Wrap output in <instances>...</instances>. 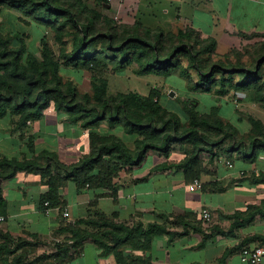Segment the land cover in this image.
<instances>
[{
    "label": "trees",
    "instance_id": "obj_1",
    "mask_svg": "<svg viewBox=\"0 0 264 264\" xmlns=\"http://www.w3.org/2000/svg\"><path fill=\"white\" fill-rule=\"evenodd\" d=\"M2 6L21 12L37 25L54 31L60 40L69 38L71 48H62L59 56H56L51 46L43 40L41 60L28 50L26 44L13 46L12 39L0 31V120L13 115L24 126L42 119L53 107L55 111L67 114L71 123L81 125L86 130L107 122L137 138L134 148H131L115 135L90 133V153L70 164L62 162L56 153L49 151L41 154L44 162L0 157V183L22 172L41 173L46 188L41 197L45 209L60 206V193L69 181L75 182L79 190H112L114 179L124 169L143 166L151 151L169 156L176 143L190 144L191 151L187 157L174 165L184 171L189 182L199 179L201 175V155L207 152L213 156L215 148L228 140L231 143L230 151L244 149L247 159L255 158L257 150L264 151V124L255 118H250L253 137L249 142L240 141L233 126H226L217 117L201 115L193 108L186 107L189 126H183L178 115L166 109L156 99L154 92L149 96L125 93L111 96L108 94V82L104 78H94L93 92L82 94L75 82L65 80L62 74L64 66L78 69L101 67L104 61L100 58L112 54L113 58H120L114 67L116 72L125 71L135 63L139 76L169 75L171 68L178 64L177 60L186 57L190 68L199 77L197 83L192 85L193 90H206L208 84L218 82L220 89L226 92L234 78L239 76L241 83L238 87L243 90L254 87L256 100L264 107V81L261 75L264 68V42L256 46L257 54L252 57L253 66L245 65L241 54H236V63L214 62L210 56L217 42L213 38L202 40L193 29H179L177 34H167L160 28H147L141 22L134 25L119 24L109 15L91 9L85 0H0ZM241 36L264 38V34L259 33H242ZM182 73L192 80L188 69H183ZM207 130L215 132L220 138L207 134ZM53 169L57 170V176H53ZM4 202L0 188V208ZM46 203L49 205L46 206ZM257 216L264 217V209L259 206L248 207L247 212H238L231 217L234 221L229 233L220 231L218 227L213 231L232 234L237 227L253 222ZM172 224L183 227L184 232L193 228L195 232L203 234L205 240L211 238L202 225L191 227L182 218H175ZM65 229L69 236L62 244L57 243L54 254L28 261L27 254L21 253L12 264H36L42 259L66 258L72 250L80 251L89 239L103 254H114L118 264H132L125 257V248L144 251L149 249L152 239L157 235L171 238L180 235L166 226L153 223L137 222L133 226L117 223L115 219L101 213L73 224L67 223ZM256 240L263 239L254 237L247 242ZM20 247L18 243L11 253H16Z\"/></svg>",
    "mask_w": 264,
    "mask_h": 264
},
{
    "label": "rangeland",
    "instance_id": "obj_2",
    "mask_svg": "<svg viewBox=\"0 0 264 264\" xmlns=\"http://www.w3.org/2000/svg\"><path fill=\"white\" fill-rule=\"evenodd\" d=\"M172 1L176 4H161L157 11L155 4L162 3V0H85L91 9L109 15L119 24L134 25L136 22H141L147 28L153 30L160 28L167 34H177L179 29H193L202 40L207 38L216 40L217 47L210 56L214 62L223 61L227 63L231 61L236 63L238 59L236 54H241L242 62L247 66H253L252 57L257 54L256 46L263 43L264 38H245L241 36L244 33L241 32V29H248L250 23L254 25V22H257L255 25L258 23L261 26L264 25V4L254 2L256 0H217L218 7H216L215 0ZM219 5H221V9H219ZM165 9L170 12H165ZM230 20L235 22L238 29L228 23ZM0 31L12 39L13 46L26 44L28 50L41 60L43 59V40L51 46L56 56H59L62 48L68 50L71 48L69 38L60 40L54 31L37 25L32 19L21 12L10 9L8 6L0 7ZM252 34L253 32L248 33V35ZM100 59L104 61L101 67L78 69L74 66H64L62 74L65 80H73L82 94L93 92L92 81L94 78H104L108 82V94L111 96L119 93L149 96L154 92L156 99L166 109L178 115L183 126H189L186 107L193 108L198 110L201 115L208 114L211 117H217L226 126H233L240 141L246 140L249 142L254 135L250 118L260 120L264 124V107L256 100L254 87L250 90L240 89L238 87L241 83L239 76L234 78V82L228 86L226 92H223L222 88L220 89L218 82L208 84L206 90L196 91L192 89V85L197 83L199 77L196 71L190 68L186 57H180L177 60L178 64L171 68L169 75L151 74L145 76H139L136 73L138 66L135 63L128 66L125 71L116 72L114 67L120 61V58L119 60L118 58L115 59L112 54L103 56ZM183 69H188L192 80L183 76ZM261 75L264 81V68ZM58 113L60 112L55 111L52 107L45 115L55 116ZM43 118L38 121H42ZM66 120L69 121L68 115L63 118V122H66ZM18 121V117L8 115L0 122V128H11L14 132L13 136H18L21 139L17 140V147H10L12 150L9 153L11 156H17L22 151L21 156L23 157L20 160L28 158L44 162L41 154L44 151H49L56 153L62 162L73 163L74 161L71 158L62 159L55 149H59V146L63 144L61 148L69 145L70 138H74V132L79 136L76 143L82 147V151L73 154L79 156L74 159L75 162L90 153V133H96L100 136L115 135L123 139L131 148H134L137 139L136 136L126 134L121 127H112L107 122L86 130L81 125L69 121L70 124L75 125L72 126L73 130H69L71 134L66 131V134L63 133L64 135H62L63 140L57 139V141H51V144L47 145L45 141L37 143L34 135V125L37 121L28 122L24 126H21ZM44 126H47L48 129L55 128V124L49 120L44 122ZM206 133L214 138H220L213 131L207 130ZM230 150L231 143L228 140L215 148L213 156L207 152L201 155L200 174H205L210 178L208 185L203 181L201 182L204 187L210 190L211 188L228 190L235 187H244L242 185H245L248 189L254 190L253 192L258 196L256 198L257 205L254 206L264 209V206H262V202H264V151L257 150L255 158L247 159L244 156V149L241 151L237 149L235 151ZM190 151V144H174L170 156H164L168 160L172 157L174 164L166 163L164 168H167V165L175 167L174 165L181 163ZM57 173V170L53 169V176H57ZM59 173L64 177L62 172ZM192 184L195 185V181ZM237 213L228 215L224 220L220 219V215H214L215 219L210 224H206L201 218L200 225H202L207 235H211L210 239L214 240L220 236V233H214L213 231L217 225L215 223L219 219L227 222L228 230L225 233H229L234 221L231 217ZM172 222H174V219L167 220L168 227L175 228ZM60 240L65 241L66 239ZM253 242L247 246L261 245L259 241ZM126 249L124 253L130 250V248Z\"/></svg>",
    "mask_w": 264,
    "mask_h": 264
},
{
    "label": "crops",
    "instance_id": "obj_3",
    "mask_svg": "<svg viewBox=\"0 0 264 264\" xmlns=\"http://www.w3.org/2000/svg\"><path fill=\"white\" fill-rule=\"evenodd\" d=\"M162 1L155 4L157 11L161 4H176L172 0ZM254 2L264 4L262 0ZM214 4L218 7L217 0ZM164 11L170 12L167 9ZM228 23L238 29L234 21L230 20ZM255 24L250 23L249 28H242L241 32L264 34V25ZM65 116L67 114L60 112L55 116L45 115L42 121H37L34 125L37 143L45 141L50 145L51 141L63 140L62 135L66 134V131L73 130L72 126H75L67 120L63 122ZM46 120L53 122L55 128L48 129L44 126ZM13 133L11 128H0V157L20 160L23 157L22 151L17 154L18 157L9 154L12 150L10 147H17V140H21L18 136H13ZM73 134L74 138H70L69 145L61 148L63 144L55 151L62 159L71 158L75 162L74 159L79 156L73 154L82 151V147L76 143L79 136L76 132ZM164 156L160 152L151 151L143 166L123 170L114 179L112 190L104 188L79 190L75 182L69 181L60 193V206L49 209H45L41 203L46 188L39 172H22L12 179L3 180L0 188L5 202L0 208V217H4L5 221L0 224V264H12L15 257L21 253L27 254L28 261L54 254L58 248L57 243L62 244L60 239L69 236L65 229L67 223L73 224L96 213L104 214L115 219L117 223L129 226L142 222L168 227L167 220L182 218L190 223L191 227H196L201 224L200 219L204 209L212 212L213 219H215L214 215H220V219L224 220L228 215L246 212L249 206L257 205L258 196L253 192L254 190L248 189L245 185L228 190L218 188L210 190L204 187L202 191H191L190 187L193 186L194 181H203L208 185L210 178L202 174L199 179L189 182L183 170L171 168L169 165L168 168H164L166 163L174 164L172 157L168 160L165 158L167 156ZM66 212L70 214L69 218L64 216ZM220 219L215 223L216 227L225 232L228 230V224ZM168 228L180 235L174 238L157 235L152 239L149 249L144 251H135L128 247L130 250L125 251L128 262L132 264H249L241 254L242 248L251 243L247 241L250 238L261 237L263 240L256 241L264 247L263 216H257L253 222L237 227L232 234L224 236L220 234L214 240H205L203 234L195 232L193 228H189L187 232H184L181 226ZM18 243L20 249L12 254ZM36 264H118V262L114 254H103L89 239L80 251L72 250L66 258L42 259Z\"/></svg>",
    "mask_w": 264,
    "mask_h": 264
},
{
    "label": "built area",
    "instance_id": "obj_4",
    "mask_svg": "<svg viewBox=\"0 0 264 264\" xmlns=\"http://www.w3.org/2000/svg\"><path fill=\"white\" fill-rule=\"evenodd\" d=\"M204 185L201 181H195V185L191 186L190 189L191 191H196V190H203ZM49 205L46 203V206ZM64 216L66 218L70 217L69 213H65ZM202 220L206 224H210L213 222V214L211 211L208 209L202 210ZM5 221L4 217H0V224H2ZM72 244V242H70ZM241 254L244 257L246 261H248L249 264H264V247L262 246H246L242 248Z\"/></svg>",
    "mask_w": 264,
    "mask_h": 264
}]
</instances>
